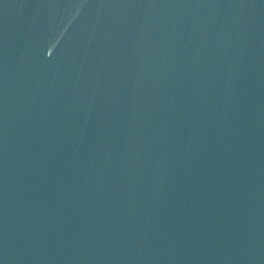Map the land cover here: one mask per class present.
<instances>
[{"label":"water","instance_id":"obj_1","mask_svg":"<svg viewBox=\"0 0 264 264\" xmlns=\"http://www.w3.org/2000/svg\"><path fill=\"white\" fill-rule=\"evenodd\" d=\"M32 264H264V91L155 188Z\"/></svg>","mask_w":264,"mask_h":264}]
</instances>
